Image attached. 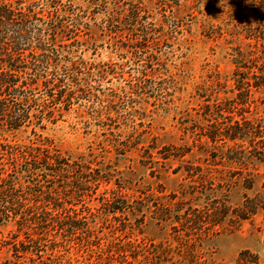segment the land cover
Segmentation results:
<instances>
[{
  "label": "trees",
  "instance_id": "obj_1",
  "mask_svg": "<svg viewBox=\"0 0 264 264\" xmlns=\"http://www.w3.org/2000/svg\"><path fill=\"white\" fill-rule=\"evenodd\" d=\"M215 2L227 27L223 33L209 16V25L218 28V32L209 28L211 33L235 40L229 53L233 68L228 92L232 97L227 107L223 106L226 100L217 101L215 110L205 112L213 121L201 135L211 144H236V148L224 151L221 158L227 162L243 166H247L246 159L264 162V120L244 117L245 110L255 103V95H264V0ZM88 3L95 13L107 2ZM79 11L75 0H0V227L11 226L3 240L8 257L0 264H79L82 249L92 251L101 244L94 243L95 239L103 241L105 257L112 264H183L186 259L178 256L183 261L173 262L170 250H162L161 245L135 249L133 245H138L131 240L117 244L96 235L98 226L110 219L115 232L126 238L133 226L142 223L143 208H147L144 200L135 203L117 194L112 184L121 190L124 187L113 181L110 169L102 167L93 152L73 156L42 136L47 123L55 124L74 101L84 99L90 93L92 78L103 74L91 68L78 52L81 29L87 26ZM107 14L109 26L119 23L118 17L124 18V28L119 32L134 36L132 42L147 41L148 26L139 22L136 9L122 8ZM120 49L128 52L127 48ZM95 98L100 105L93 110L97 116L104 109V100ZM26 131L33 138H14ZM125 143L117 140L109 144L115 154L123 155L128 149ZM169 149L165 148L167 155L159 153L160 158L183 155ZM182 176L194 175L185 169ZM244 187H252L249 179ZM107 190L113 191L106 196ZM174 194L164 203L159 217L174 233L197 234L206 220L210 229L218 230L230 214L224 209L226 202L215 199L211 179L196 181L187 194ZM96 199L98 205L89 206L88 202ZM256 201L245 196L242 212L230 216L229 221L247 220L257 209H264ZM234 264H264V257L260 262L255 253L242 250Z\"/></svg>",
  "mask_w": 264,
  "mask_h": 264
},
{
  "label": "rangeland",
  "instance_id": "obj_2",
  "mask_svg": "<svg viewBox=\"0 0 264 264\" xmlns=\"http://www.w3.org/2000/svg\"><path fill=\"white\" fill-rule=\"evenodd\" d=\"M88 1L75 0L87 22L80 32L82 45L78 52L91 68L103 74L101 78L94 74L96 77L91 80L90 93L84 96L90 102L85 98L74 101L55 124L47 123L42 136L73 156L93 152L102 167L110 169L113 181L124 187L121 190L112 184V189L135 203L144 200L147 207L143 208L142 223L133 226L126 238L115 232V223L110 219L94 233L117 244L131 240L138 245H133L135 249L161 245L162 250H170L173 262L186 259L183 264H234L242 250L255 253L262 262L264 209H257L247 220L233 218L230 222L229 218L242 212L245 196L264 205V162L246 159L247 166L227 162L221 157L236 144H211L201 135L213 121L205 112L215 110L217 101L226 100L223 106L227 107L232 97L228 92L233 68L229 53L235 40L209 29L218 32V28L209 25V16L214 17L223 33L227 27L216 0H105L106 6L95 13ZM122 8L137 10L139 22L148 26L147 41L132 42L130 38L134 36L119 32L126 22L123 17L109 26L107 13ZM134 86L137 87L132 90ZM95 97L104 100V109L97 116L93 110L100 105ZM255 97L244 117L264 120V95L257 93ZM233 117L239 118L235 114ZM14 138L27 141L33 136L26 131ZM117 140L128 145L123 155L111 150L110 144ZM165 148L183 155L162 159L160 154L168 153ZM185 169L194 176H182ZM200 179L212 180L215 199L226 202L224 209L230 214L218 230L210 229L206 220L199 233L192 236L172 232L159 219L161 208L173 193L178 197L179 191L189 193L191 185ZM247 179L252 183L250 189L244 187ZM110 192L107 190L106 196ZM88 204L98 205L97 199ZM10 230V225L0 227V261L8 257L3 240ZM100 242L92 251L82 249L78 263L112 264L105 257L107 247L103 241L95 239L94 243Z\"/></svg>",
  "mask_w": 264,
  "mask_h": 264
}]
</instances>
